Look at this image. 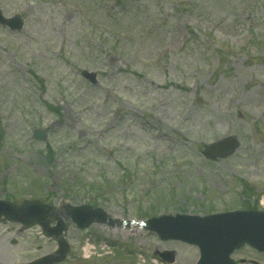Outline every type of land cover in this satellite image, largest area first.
<instances>
[{"label":"rangeland","instance_id":"rangeland-1","mask_svg":"<svg viewBox=\"0 0 264 264\" xmlns=\"http://www.w3.org/2000/svg\"><path fill=\"white\" fill-rule=\"evenodd\" d=\"M0 12L23 20L0 26V200L144 221L238 206L229 194L248 186L264 212V0H0ZM224 138L238 150L205 158ZM64 241L60 264L198 256L116 226L68 227ZM56 250L38 227L0 223L3 264ZM232 258L264 264L248 249Z\"/></svg>","mask_w":264,"mask_h":264},{"label":"water","instance_id":"water-1","mask_svg":"<svg viewBox=\"0 0 264 264\" xmlns=\"http://www.w3.org/2000/svg\"><path fill=\"white\" fill-rule=\"evenodd\" d=\"M0 24L8 26L12 30H20L22 27V22L18 18L5 20L1 13ZM84 77L94 82V74L85 73ZM34 138L44 139L40 131L35 132ZM236 147L237 144L234 140H225L207 148L205 156L224 157L232 153ZM50 210L52 208L39 202H24L21 206H15L0 201V217L4 216L6 222L21 223L24 227L34 224L45 227L46 217L50 215ZM64 210L71 221L79 220L84 225H89L102 218L100 214H92L87 211L78 212L79 209L64 207ZM130 224L134 225L132 222ZM65 225L61 223L53 233L59 244L58 255L44 259L45 264L56 263L64 259L67 247L61 242V235ZM139 226L143 225L139 224ZM146 229L157 233L162 240H181L197 246L200 251V260L197 264H233L229 259L230 255L244 245L264 253V213H231L205 218L163 217L147 222ZM40 262L42 261L32 264H40Z\"/></svg>","mask_w":264,"mask_h":264},{"label":"bare ground","instance_id":"bare-ground-1","mask_svg":"<svg viewBox=\"0 0 264 264\" xmlns=\"http://www.w3.org/2000/svg\"><path fill=\"white\" fill-rule=\"evenodd\" d=\"M264 201V200H263ZM86 252H88V248H86Z\"/></svg>","mask_w":264,"mask_h":264}]
</instances>
